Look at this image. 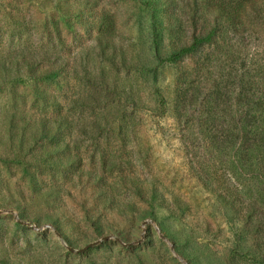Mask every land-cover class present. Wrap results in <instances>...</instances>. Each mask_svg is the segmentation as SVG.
<instances>
[{"label": "rangeland", "instance_id": "obj_1", "mask_svg": "<svg viewBox=\"0 0 264 264\" xmlns=\"http://www.w3.org/2000/svg\"><path fill=\"white\" fill-rule=\"evenodd\" d=\"M175 1L154 28L136 0H0V264L264 260V186L237 201L235 177L199 171L174 106L202 57L159 65L206 19Z\"/></svg>", "mask_w": 264, "mask_h": 264}, {"label": "trees", "instance_id": "obj_2", "mask_svg": "<svg viewBox=\"0 0 264 264\" xmlns=\"http://www.w3.org/2000/svg\"><path fill=\"white\" fill-rule=\"evenodd\" d=\"M136 1L152 13L154 28L158 25L157 12L176 7L175 0ZM192 1L199 9L204 7L206 19L198 27L193 18L190 42H180L175 25L167 28L170 38L174 35L177 39L170 43V55L159 58V65L178 66L186 58L202 57L194 68L186 69L181 80L186 87L178 89L174 98L190 137L196 138V142L192 141L196 150L193 154L204 158L197 162V168L209 177L216 170L235 177L241 189H236L237 201L247 192L250 198L258 195L263 200L249 186L252 182L264 186V0ZM155 34L156 41L162 38L157 31ZM55 75L57 72L51 70L39 79L51 80ZM160 96L161 106L167 108L166 99ZM40 134L51 140L46 124ZM48 155L40 160L45 161ZM206 187H213L211 180L206 181ZM218 199L230 200L226 194ZM250 206L255 208L256 203ZM263 229L255 226L252 234L264 233ZM241 257L264 264V260L256 262L249 254Z\"/></svg>", "mask_w": 264, "mask_h": 264}, {"label": "water", "instance_id": "obj_3", "mask_svg": "<svg viewBox=\"0 0 264 264\" xmlns=\"http://www.w3.org/2000/svg\"><path fill=\"white\" fill-rule=\"evenodd\" d=\"M16 219H17V221L20 223V224H22V225H26V226H29V227H31V228H34L35 229V231H41V230H43L44 228H47V227H49V226H43V227H38V226H36L35 224H33L32 222H30V221H27V220H23V219H19L18 217H16Z\"/></svg>", "mask_w": 264, "mask_h": 264}]
</instances>
